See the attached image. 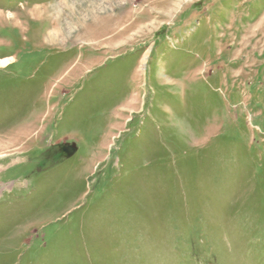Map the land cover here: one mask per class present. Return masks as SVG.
Returning <instances> with one entry per match:
<instances>
[{"label": "rangeland", "instance_id": "1", "mask_svg": "<svg viewBox=\"0 0 264 264\" xmlns=\"http://www.w3.org/2000/svg\"><path fill=\"white\" fill-rule=\"evenodd\" d=\"M0 264H264V0H0Z\"/></svg>", "mask_w": 264, "mask_h": 264}, {"label": "bare ground", "instance_id": "2", "mask_svg": "<svg viewBox=\"0 0 264 264\" xmlns=\"http://www.w3.org/2000/svg\"><path fill=\"white\" fill-rule=\"evenodd\" d=\"M8 62H9V60H4V61H1V64H3V66H4V65H6ZM8 64H9V63H8ZM8 64H7V65H8Z\"/></svg>", "mask_w": 264, "mask_h": 264}, {"label": "flooded vegetation", "instance_id": "3", "mask_svg": "<svg viewBox=\"0 0 264 264\" xmlns=\"http://www.w3.org/2000/svg\"><path fill=\"white\" fill-rule=\"evenodd\" d=\"M62 149H64L65 152H68V150H69V149H67L65 146H63Z\"/></svg>", "mask_w": 264, "mask_h": 264}]
</instances>
